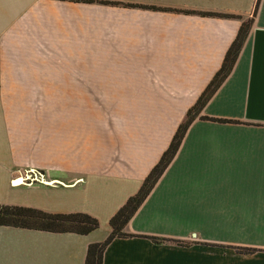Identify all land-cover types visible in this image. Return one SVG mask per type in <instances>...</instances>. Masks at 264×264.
I'll return each mask as SVG.
<instances>
[{
  "label": "crops",
  "instance_id": "1",
  "mask_svg": "<svg viewBox=\"0 0 264 264\" xmlns=\"http://www.w3.org/2000/svg\"><path fill=\"white\" fill-rule=\"evenodd\" d=\"M256 1L0 0V207L52 214L37 196L79 188L90 210L53 213L87 214L104 229L89 241L0 227V264H84L169 149ZM90 102L114 104L110 143L90 142L82 108ZM40 174L59 184H42ZM124 233L134 237L113 239L102 264H264V0L230 73Z\"/></svg>",
  "mask_w": 264,
  "mask_h": 264
},
{
  "label": "trees",
  "instance_id": "2",
  "mask_svg": "<svg viewBox=\"0 0 264 264\" xmlns=\"http://www.w3.org/2000/svg\"><path fill=\"white\" fill-rule=\"evenodd\" d=\"M63 1V0H62ZM71 2H79L80 0H68ZM259 1H256L253 17L259 6ZM92 3V1H86ZM103 5L108 6H125V7H138L133 5H124L112 2H100ZM151 11H157L154 7H140ZM188 15H203L210 17H218L224 19H238L242 21L240 17L232 15H221L214 13H194L184 12ZM253 17L247 21H242L238 35L228 50L223 65L211 82L208 84L205 91L199 97L195 105L187 112L186 117L182 124L179 126L176 134L173 137L169 149L164 153L159 163L153 168L150 174L147 176L142 186L136 195L130 197L126 203L115 213V215L109 220V234L107 238L101 243L90 244L87 249L86 258L84 264H102L103 253L108 244L115 238H132L134 236L124 233V228L128 224L129 220L150 193L151 189L168 166L172 158L174 157L188 126L199 115L200 111L208 100L212 97L215 91L220 87L223 81L230 73L234 62L239 54L241 46L247 37L253 22ZM0 227H9L14 229L33 230L45 233L55 234H76L79 236H87L99 228V223L96 219L87 214H46L41 211L33 209H25L18 207H0ZM152 243L161 245L164 243H171L168 240H161L156 238L150 239ZM178 245H185L181 242H177ZM187 245V244H186ZM235 251L239 254H253L257 252L254 249L235 248Z\"/></svg>",
  "mask_w": 264,
  "mask_h": 264
},
{
  "label": "rangeland",
  "instance_id": "3",
  "mask_svg": "<svg viewBox=\"0 0 264 264\" xmlns=\"http://www.w3.org/2000/svg\"><path fill=\"white\" fill-rule=\"evenodd\" d=\"M72 110H79L80 104H72ZM63 104H58V137L64 138L66 129H65V110L62 107ZM78 106V107H77ZM113 107L114 104L111 102H90L88 104H82L83 111L88 114V126H89V137L91 141H97L99 138L101 141L111 142L112 140V128H113ZM60 115L62 116L60 118ZM64 151L58 152V172L61 169V163H63ZM22 183L24 181L18 180ZM16 181V182H18ZM28 198V199H27ZM24 200L27 202L37 203V206H41L45 212L52 213L57 211V213L61 211H83L85 209L90 210V207L87 206V201H84L83 197L81 196L80 189H76L75 191L71 192L68 190H57L55 197L52 195L51 198L48 194H42L41 196H37L34 202V197L32 198V194L29 197L24 196ZM87 207V208H85ZM95 219V218H94ZM100 227V226H99ZM12 232H19L13 229H10L9 238H22L19 233H12ZM23 232V231H22ZM104 232L103 228H99L95 232L84 236L76 238H83L85 240L93 241L98 239L101 233ZM32 233V232H31ZM17 234V235H16ZM40 236L41 238H52V239H59V238H66L68 235H55V234H45V233H35L34 237ZM31 237H33L31 235ZM75 237V236H74ZM29 238V237H25ZM107 238V237H106Z\"/></svg>",
  "mask_w": 264,
  "mask_h": 264
},
{
  "label": "water",
  "instance_id": "4",
  "mask_svg": "<svg viewBox=\"0 0 264 264\" xmlns=\"http://www.w3.org/2000/svg\"><path fill=\"white\" fill-rule=\"evenodd\" d=\"M39 180H40V182H41L42 184H44V185H49V184H57V185H58V184H59L58 182H49V181H46V180L44 179L43 174H40V176H39ZM16 181H18V180L13 181L12 184L14 185ZM61 185H63V184H61Z\"/></svg>",
  "mask_w": 264,
  "mask_h": 264
},
{
  "label": "bare ground",
  "instance_id": "5",
  "mask_svg": "<svg viewBox=\"0 0 264 264\" xmlns=\"http://www.w3.org/2000/svg\"><path fill=\"white\" fill-rule=\"evenodd\" d=\"M19 180H22L23 181V179H19ZM15 181V180H14Z\"/></svg>",
  "mask_w": 264,
  "mask_h": 264
}]
</instances>
